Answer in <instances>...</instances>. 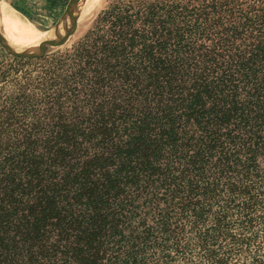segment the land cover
<instances>
[{"label": "trees", "instance_id": "trees-1", "mask_svg": "<svg viewBox=\"0 0 264 264\" xmlns=\"http://www.w3.org/2000/svg\"><path fill=\"white\" fill-rule=\"evenodd\" d=\"M9 54L0 264H264V0H109Z\"/></svg>", "mask_w": 264, "mask_h": 264}, {"label": "bare ground", "instance_id": "bare-ground-1", "mask_svg": "<svg viewBox=\"0 0 264 264\" xmlns=\"http://www.w3.org/2000/svg\"><path fill=\"white\" fill-rule=\"evenodd\" d=\"M103 1L74 0L70 14L64 23L59 28L52 29L37 27L22 17L17 10H11L4 0H0V21L2 24L0 25L3 28V33L9 41L24 51L13 47L3 36L1 28L0 33L6 44L15 52L21 54L52 52L72 42L84 30L91 16L97 12Z\"/></svg>", "mask_w": 264, "mask_h": 264}, {"label": "rangeland", "instance_id": "rangeland-1", "mask_svg": "<svg viewBox=\"0 0 264 264\" xmlns=\"http://www.w3.org/2000/svg\"><path fill=\"white\" fill-rule=\"evenodd\" d=\"M4 1L6 2L7 6L11 10H13V9L17 10L21 14L22 17L28 19L29 21L34 23L37 27L52 28V29H57L64 23V21L67 19L68 15L70 14L72 5L74 3V0H4ZM108 2H109V0H104L103 4L100 6V8L97 10V12H95L96 14L94 13L91 16V19L86 24V27L84 28V30L81 31L72 40V42H70L69 44H67L66 46H64L60 49H57L56 52H59V51H62L66 48L71 47L73 43H75L79 38H81L87 32V30L90 28V26L92 25L94 19L98 15V13L108 4ZM0 24H1V21H0ZM0 28H1V31L3 33L2 26ZM3 36L13 47H15L19 50H22V49L18 48L17 46H15L11 41H9L6 38V36L4 35V33H3ZM0 38L5 43V45L7 47H9L6 44V42L4 41L1 33H0ZM22 51H24V50H22ZM2 52L9 54V52L5 49L4 45L0 41V54ZM25 52H27V51H25ZM9 55H11V54H9ZM11 56H14V55H11Z\"/></svg>", "mask_w": 264, "mask_h": 264}, {"label": "water", "instance_id": "water-1", "mask_svg": "<svg viewBox=\"0 0 264 264\" xmlns=\"http://www.w3.org/2000/svg\"><path fill=\"white\" fill-rule=\"evenodd\" d=\"M69 3H70V2H69ZM68 5H69V4H68ZM0 41H1V43L4 45L5 49H6L9 53H11V54L14 55V56L21 57V58H33V59H34V58H40V57H45V56H48V55H50V54L56 52V50H54V51H52V52H47V53H44V54H21V53H18V52L13 51V50H11L9 47H7V46L5 45V43L2 41L1 38H0Z\"/></svg>", "mask_w": 264, "mask_h": 264}]
</instances>
